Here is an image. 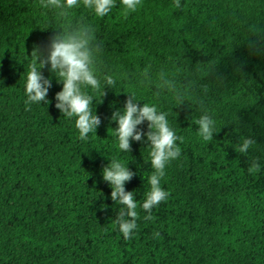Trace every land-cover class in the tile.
Segmentation results:
<instances>
[{
	"label": "trees",
	"instance_id": "obj_1",
	"mask_svg": "<svg viewBox=\"0 0 264 264\" xmlns=\"http://www.w3.org/2000/svg\"><path fill=\"white\" fill-rule=\"evenodd\" d=\"M80 25L92 29L101 81L86 89L101 124L85 140L55 107L63 85L50 65L41 72L51 103L25 104L32 52L46 58L53 36ZM129 94L167 113L181 149L150 220L151 146L145 136L120 150L112 120ZM204 114L215 121L210 141L195 123ZM244 138L255 143L241 154ZM112 159L135 174L125 183L138 205L129 239L102 178ZM0 264H264V0H141L135 11L114 0L103 17L83 0H0Z\"/></svg>",
	"mask_w": 264,
	"mask_h": 264
},
{
	"label": "clouds",
	"instance_id": "obj_2",
	"mask_svg": "<svg viewBox=\"0 0 264 264\" xmlns=\"http://www.w3.org/2000/svg\"><path fill=\"white\" fill-rule=\"evenodd\" d=\"M79 2L80 0H40L42 7L58 9H72L78 7ZM121 4L127 11H135L141 0H121ZM83 5L93 10L96 16L103 17L114 7V0H83ZM175 6L180 7V0H175ZM92 42V29L83 25L53 36L46 58L39 55L38 51L32 52L36 61L30 65L25 82L26 105L43 101L50 104L51 101L46 97L52 86L51 79H46L41 72V69L50 65L49 71L56 76L57 82L63 85L62 90L55 95V107L63 116L75 118V128L79 132L80 140H85L89 133H96L101 124L99 116L92 113L93 97L86 91L89 87L94 91L101 88V81L93 71L95 49ZM104 79L106 86L114 85L112 77L106 76ZM104 94L103 91V96ZM137 102L135 96L129 94L123 111L113 113L112 120L117 122L114 130L120 150L130 153L131 141L141 142L145 136L151 146L153 172L147 181L150 191L142 204L143 210L148 213L144 219L150 220L153 219L152 209L166 201L169 196V193L162 189L161 180L165 176L166 166L180 156L181 149L176 144L178 137L169 126L167 113L160 112L156 106L147 103L139 107ZM145 121L148 123L147 133L138 129ZM195 123L199 126L198 135L204 141H210L214 135L215 121L208 114H204ZM254 143L253 139L244 138L236 151L246 153ZM248 171L251 174L258 173L259 163L254 161ZM134 175L127 165L115 159L102 169V178L111 188V200L124 206L120 208L115 222L125 239H129L137 228L138 205L133 192L125 191V183Z\"/></svg>",
	"mask_w": 264,
	"mask_h": 264
}]
</instances>
